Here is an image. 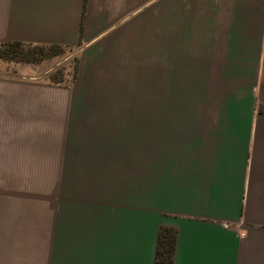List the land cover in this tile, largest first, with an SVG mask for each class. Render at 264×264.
<instances>
[{
  "label": "crops",
  "instance_id": "obj_1",
  "mask_svg": "<svg viewBox=\"0 0 264 264\" xmlns=\"http://www.w3.org/2000/svg\"><path fill=\"white\" fill-rule=\"evenodd\" d=\"M9 42L161 46L163 101L97 116L87 62L74 87L0 60V253L30 259L0 264H155L162 227L174 264H264V0H0Z\"/></svg>",
  "mask_w": 264,
  "mask_h": 264
},
{
  "label": "rangeland",
  "instance_id": "obj_2",
  "mask_svg": "<svg viewBox=\"0 0 264 264\" xmlns=\"http://www.w3.org/2000/svg\"><path fill=\"white\" fill-rule=\"evenodd\" d=\"M23 44L26 45V49H34L36 46ZM38 50L43 52V56H40L36 62L9 63L22 64L26 69L33 70L36 77L47 79L53 84L74 87L81 84L84 79V67L88 63L98 79V86L87 93L88 100L102 102V109L97 110V116L143 117L146 116L148 102L161 107L163 101L161 46H156L154 62L140 61L139 70L132 69L130 64L121 69L120 62L115 60L113 44H107L105 52L101 53V59L92 62L84 60L83 46H45L44 49L38 48ZM118 104H122L123 107H118ZM157 112L161 113V108H156ZM26 256V254L0 253V260L26 258L30 260ZM29 256L32 260L42 263L47 261V253L44 252Z\"/></svg>",
  "mask_w": 264,
  "mask_h": 264
},
{
  "label": "trees",
  "instance_id": "obj_3",
  "mask_svg": "<svg viewBox=\"0 0 264 264\" xmlns=\"http://www.w3.org/2000/svg\"><path fill=\"white\" fill-rule=\"evenodd\" d=\"M45 46L60 45H36L34 49H26V45L20 42L0 44V60L7 62H36L43 56ZM177 245V230L173 227H162L157 242L155 264H174Z\"/></svg>",
  "mask_w": 264,
  "mask_h": 264
}]
</instances>
